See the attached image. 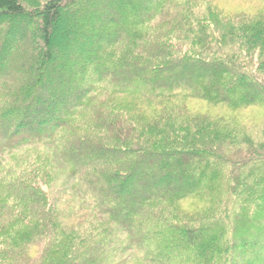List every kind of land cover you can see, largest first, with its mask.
I'll use <instances>...</instances> for the list:
<instances>
[{"label": "trees", "instance_id": "16d2710c", "mask_svg": "<svg viewBox=\"0 0 264 264\" xmlns=\"http://www.w3.org/2000/svg\"><path fill=\"white\" fill-rule=\"evenodd\" d=\"M92 1L0 0V264H264V172L250 180L264 144L208 113L264 104V11L100 0L110 12L81 36L63 12ZM193 102L205 113L190 114ZM36 146L57 150L91 220L63 225ZM225 177L230 210L214 189ZM200 196L204 216L178 218ZM242 199L252 215L235 207Z\"/></svg>", "mask_w": 264, "mask_h": 264}, {"label": "rangeland", "instance_id": "374dc122", "mask_svg": "<svg viewBox=\"0 0 264 264\" xmlns=\"http://www.w3.org/2000/svg\"><path fill=\"white\" fill-rule=\"evenodd\" d=\"M225 1L227 2V5L231 7L230 12H233L236 10L242 11V12L244 11L245 13H257L259 11H264L262 10L264 9V0H236V1L235 0H225ZM99 2L100 0H93L91 3L89 2L88 4H85L83 6H78L72 9L65 10L63 12V21L69 28L72 27L75 31H77L79 35L81 36L84 35L86 27H88L89 24L95 23V21H97V18L99 16H103L110 12L108 10L111 4L108 5L107 3L103 4L102 2L101 3ZM136 3L134 5H136ZM123 13L128 14L127 12H123ZM81 23H82L81 25L82 28H80L81 26L79 27V24ZM119 25H120L119 28L115 29V31H119V32L122 31L121 24L119 23ZM28 30H29L28 28L27 30L26 28L25 29L23 28L21 29L20 32L25 33ZM95 42L96 41H93V40L92 42L90 40L87 41V43H92V44H94ZM26 55L30 56L31 52L30 51L27 52ZM65 56L72 57L73 55L71 56L67 52ZM9 66L13 73L23 71L25 72V74L29 75V72L27 73L26 69H22L18 63L12 62V64L10 63ZM191 71H192L191 69L189 71H186L185 73L186 78H189L192 76ZM204 72L206 71H203L202 73ZM124 79L130 81L131 77L130 75L128 76L126 75ZM15 82L16 80L13 79V81H10L9 84L11 85ZM128 103L130 105L133 104L131 98L128 99ZM205 106L207 105L204 103H197V102L190 103L189 104L190 114H195V112L205 113V110H204ZM211 110L212 112H208L209 114L212 115L210 119L218 120V118H222V123L224 124V126L235 131L236 133H239L240 135L243 134L249 137L255 142H261L264 144V104L255 105L253 107H249L247 109L236 111V112H231V113L226 112L224 110V107H218V106L214 107ZM3 128L6 131L7 127L5 126ZM34 149L36 150L35 152H38L40 154L41 153L46 154L51 159L50 161H51L52 168L54 170L55 177L51 185L52 187L50 189V194L52 197V201L60 214V219L63 222V225L71 227L73 226L74 223L79 222L80 220L78 219H80L81 217L83 219L91 220L93 218V215H92L93 213L91 212L89 203L81 193L75 191L72 188L73 180L69 178L67 166L58 157L57 150L49 146H46V147L36 146V148ZM233 151L235 150L233 149L232 152ZM84 158L85 156L77 158L75 160V164L78 165L79 163L82 162V160H84ZM149 162L153 165H160V164H164L166 160L153 159ZM184 162H188L190 164V171L193 172L194 169L196 168V162L194 160H185ZM260 165L263 166V169L260 170L262 168L260 166L258 170L254 171L250 180L256 177H261L263 175L264 163ZM249 171H251V169L248 167V169L240 173V190L243 188V184L248 177L247 175L249 174ZM141 177H143V175H141ZM154 180H156L155 177L152 178L150 181H146L145 184H143L142 189L143 190L151 189L153 182H155ZM226 180L227 179L225 177L223 182L221 181L222 184L219 186L215 185L214 189L217 190L215 191V194L217 193L220 194L225 191V202L218 209L225 206L230 210L231 205L227 203V198H226L228 195ZM161 187L169 189L172 187V185L162 184ZM201 194L205 195L206 192L201 193ZM211 195L215 196L214 192ZM201 196L198 198L189 199L187 201L186 200L181 201L178 205L182 212L181 211L178 212V218L183 220L188 217V219H192L193 221H195L194 217H196L197 214L200 216H204L203 209L205 208V206L203 204L204 200L201 198ZM196 201H199V203H197ZM242 205L245 207V210H244L245 213H248L249 215L253 214L254 212L252 211V208L254 207L253 203L248 204L244 201V199H242V200H238V203L235 205V207L238 209H241ZM192 210H194L193 214L191 212ZM181 213L189 214V215H182ZM218 218H219V214L215 213V219L217 220ZM237 219H239V221L242 220V218L241 217L239 218V216ZM121 257H122L123 262H125L126 260L130 258L126 254H124V256L121 254Z\"/></svg>", "mask_w": 264, "mask_h": 264}]
</instances>
